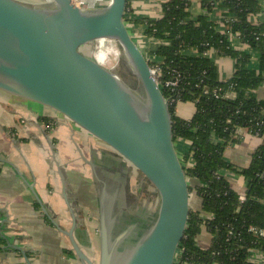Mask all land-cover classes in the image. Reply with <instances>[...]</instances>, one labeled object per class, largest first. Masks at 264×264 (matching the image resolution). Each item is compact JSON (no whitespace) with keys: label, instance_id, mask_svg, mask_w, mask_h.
Listing matches in <instances>:
<instances>
[{"label":"water","instance_id":"water-1","mask_svg":"<svg viewBox=\"0 0 264 264\" xmlns=\"http://www.w3.org/2000/svg\"><path fill=\"white\" fill-rule=\"evenodd\" d=\"M127 0L82 10L70 0L30 5L0 0V91L53 110L104 144L149 183L159 208L151 227L119 226L124 183L98 184L97 262L64 231L80 264H175L191 211L189 183L173 141L169 105L149 60L125 24ZM116 42L140 91L100 65L85 47ZM26 263L31 264L27 259Z\"/></svg>","mask_w":264,"mask_h":264},{"label":"crops","instance_id":"crops-1","mask_svg":"<svg viewBox=\"0 0 264 264\" xmlns=\"http://www.w3.org/2000/svg\"><path fill=\"white\" fill-rule=\"evenodd\" d=\"M166 1L127 0V24L138 46L154 63L162 59L149 54L166 43L146 38L145 26L135 24L134 20L160 19ZM185 1L192 20L205 17L216 23L230 47L248 55L246 69L260 72V51L227 28L225 23L229 17L223 0ZM258 2L260 11L250 21L264 29V0ZM207 3L212 6L211 11H207ZM196 52V49L185 51L191 56ZM208 57L215 62L221 81L232 77L234 59L220 56L215 50H210ZM257 96L264 97L263 84ZM185 104L176 106L179 117V108ZM193 113L194 109L187 119ZM182 143L184 154L189 144ZM260 145L259 138L246 133L225 150L224 158L237 168H246ZM124 164L127 163L104 144L60 114L0 91V264H27L25 259L31 264H80L67 236L54 226L55 223L66 232L72 228L66 200L75 215L74 239L81 250L97 262L99 202L95 176L100 177L99 172L112 179L120 175L118 179L127 183V175L125 177L120 169ZM225 176L231 188L244 196L245 178L235 173ZM191 198V208L199 210L200 200L194 196L193 202ZM210 242L211 236L203 228L196 244L207 249ZM250 261L264 264V253L250 252Z\"/></svg>","mask_w":264,"mask_h":264},{"label":"trees","instance_id":"trees-1","mask_svg":"<svg viewBox=\"0 0 264 264\" xmlns=\"http://www.w3.org/2000/svg\"><path fill=\"white\" fill-rule=\"evenodd\" d=\"M223 5L230 32L260 51V72L246 69L248 55L234 51L216 23L205 17L192 20L185 0H167L158 20H134L145 26L146 38L167 43L149 54L162 59L159 67L163 79L173 69L182 75L176 102L169 106L173 141L179 146L189 144L180 161L190 195L200 200L199 210L191 208L179 247L180 261L186 264H252L251 251L264 253V235L251 231L254 228L264 233V97L257 96L258 88L264 85V29L250 21L260 11L258 0H223ZM211 10L207 3V11ZM188 49L197 52L191 56L185 53ZM210 50L235 60L230 79H219L216 65L204 56ZM149 65L154 64L149 61ZM163 96L168 93L163 91ZM187 102L193 104L194 113L190 119H183L177 115L176 106ZM236 128H260L261 145L246 168H237L224 158L225 150L241 139L234 134ZM226 173L247 181L242 198L231 188ZM203 228L211 236L207 249L196 244Z\"/></svg>","mask_w":264,"mask_h":264},{"label":"rangeland","instance_id":"rangeland-1","mask_svg":"<svg viewBox=\"0 0 264 264\" xmlns=\"http://www.w3.org/2000/svg\"><path fill=\"white\" fill-rule=\"evenodd\" d=\"M19 1L28 3L30 5H43L45 4V2H49L50 0ZM103 6H105V4ZM126 26L133 38L134 36L129 28V25L126 24ZM100 44H102L101 47H99V43L93 42L92 44L85 47L84 50H88L90 55L94 56L100 65L116 74L128 87L133 90L140 91L138 82L132 75L130 66L127 64L120 46L114 41H104ZM143 53L148 59L147 54L144 51ZM179 109L180 117L183 119H187L189 117V114H191V112L193 111L194 107L192 103L187 102L185 105L180 106ZM175 147L178 149V156L180 157V159H182V147H180L178 143L175 144ZM120 169L123 174L125 173V177L127 175V183H124L123 188L125 205L122 210L127 208L128 212L124 214L126 216L123 217V224L125 225V227L131 225L132 223L137 224L138 227L135 230V233L137 234V236H140L151 227L156 219L159 208L158 195L152 188V186L147 183L142 178V176L132 167L124 164V166H122ZM191 197V200L194 202V195H191ZM196 200L197 199L195 198V201Z\"/></svg>","mask_w":264,"mask_h":264},{"label":"built area","instance_id":"built-area-1","mask_svg":"<svg viewBox=\"0 0 264 264\" xmlns=\"http://www.w3.org/2000/svg\"><path fill=\"white\" fill-rule=\"evenodd\" d=\"M109 1L110 0H70L71 4L73 6L78 7L80 9H82V10H92V9L104 7L103 5L105 4V6H106L109 3ZM100 43H103V42H100ZM100 43H99V47L102 46V44H100ZM99 51H100V49H99ZM204 56L208 57V52L204 53ZM148 60L150 62H152L151 59L148 58ZM152 63L154 64L152 67L150 66L151 67L152 77L155 79L156 83L158 84L162 94H163V91H166L168 93L167 97L164 96V98L167 101L168 105L170 106V105L175 104V102H176L175 94L178 91L179 84H180V81H181V78H182L181 73L178 70L173 69V70H171V72L169 74V77L166 78V79H163V73H162V70L159 67V64L161 62L160 63L152 62ZM246 133L260 139V137H259L260 136V128L259 129L257 128L256 130H249V131L248 130H243L241 128H236L234 130V134L238 138H242V136L244 134H246ZM241 198H242V196H241ZM251 231L254 234H262V235H264L263 232H258L254 228H252ZM181 253H182V251L179 250L178 253H177L175 264H186V263L180 261ZM249 261H250V255H249Z\"/></svg>","mask_w":264,"mask_h":264},{"label":"flooded vegetation","instance_id":"flooded-vegetation-1","mask_svg":"<svg viewBox=\"0 0 264 264\" xmlns=\"http://www.w3.org/2000/svg\"><path fill=\"white\" fill-rule=\"evenodd\" d=\"M99 176L101 177V178H106L105 176H103L102 175V172H99ZM126 212H128V209L126 208L125 210H123L122 211V217H121V219L119 220V225H121L122 227H124L125 225L123 224V217L124 216H126V215H124Z\"/></svg>","mask_w":264,"mask_h":264},{"label":"bare ground","instance_id":"bare-ground-1","mask_svg":"<svg viewBox=\"0 0 264 264\" xmlns=\"http://www.w3.org/2000/svg\"><path fill=\"white\" fill-rule=\"evenodd\" d=\"M50 1H51V0H50ZM50 1H49V2H50Z\"/></svg>","mask_w":264,"mask_h":264}]
</instances>
